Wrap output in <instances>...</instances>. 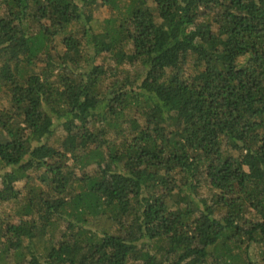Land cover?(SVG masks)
<instances>
[{
  "label": "trees",
  "instance_id": "trees-1",
  "mask_svg": "<svg viewBox=\"0 0 264 264\" xmlns=\"http://www.w3.org/2000/svg\"><path fill=\"white\" fill-rule=\"evenodd\" d=\"M0 94L2 264H264V0H0Z\"/></svg>",
  "mask_w": 264,
  "mask_h": 264
},
{
  "label": "rangeland",
  "instance_id": "rangeland-1",
  "mask_svg": "<svg viewBox=\"0 0 264 264\" xmlns=\"http://www.w3.org/2000/svg\"><path fill=\"white\" fill-rule=\"evenodd\" d=\"M95 14L96 16L98 17H101V18H104V17H107L109 15V9L107 7H104L102 4H100V2L97 4L96 8H95ZM105 58L100 55L96 58V62H105ZM5 102L4 98L2 97V95L0 94V105L1 103ZM55 122V134H54V142H57L62 136V132L60 130L58 126V122L54 121ZM91 168V167H89ZM8 168L7 167H4L3 165L0 164V174L2 172H4L5 170H7ZM19 186V185H18ZM10 206V207H9ZM9 206H6L5 204L4 205H0V214L3 212V211H8L12 214H14V210H13V205H9ZM13 210V211H11ZM15 211H17V207L15 206ZM250 255L252 257H256V258H259V249L257 247H251V250H250ZM4 262V259H0V264H2ZM9 262L11 264H13L14 261H12L11 259H9Z\"/></svg>",
  "mask_w": 264,
  "mask_h": 264
}]
</instances>
